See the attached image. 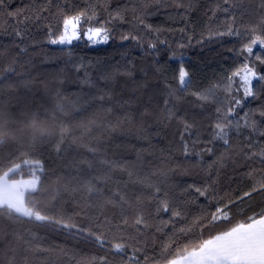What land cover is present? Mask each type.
<instances>
[{"label": "snow or ice", "instance_id": "1", "mask_svg": "<svg viewBox=\"0 0 264 264\" xmlns=\"http://www.w3.org/2000/svg\"><path fill=\"white\" fill-rule=\"evenodd\" d=\"M251 2L255 3L254 8L246 6ZM39 3L40 0H37L31 6L34 11L21 9L9 12L8 16L23 24H27L33 17L40 19V15L49 10L50 0H45L44 6L38 7ZM148 3L149 0H141L139 6L133 4L132 29L121 37L122 40L136 42L142 50L144 37L138 34L141 26L143 30H147L145 35L155 31V41L166 43L165 40H160L159 29H153L151 24L145 23L150 14L146 7ZM155 3L159 6L162 0H155ZM3 4L4 0H0V5ZM173 4L177 9H184L183 13L178 12L177 15L187 19L191 3L185 7L183 0H173ZM97 7L98 5H90L75 14L59 12L60 24L56 31L51 26L48 28V42L53 45H70L73 40L86 36L93 43H107L111 36L108 25L125 22L126 13L124 9L117 8L108 13L107 20L101 22ZM209 11L211 15L206 25L209 38L229 36L246 41L238 51L232 50L237 51L238 56L248 54L244 57L242 67L233 71L225 81L217 82L204 90L190 91L193 82L189 72L181 65L176 78L178 87L165 81L158 97L155 93L149 96L147 103L151 104L155 98L158 111H150L147 106L136 110L145 121L148 117L158 116L159 123L165 127L176 124L173 135L179 139L173 143L178 145L185 159L194 157L196 166L205 170L204 183L182 184L175 181L173 178L176 169L164 167L173 158L171 151L167 157L159 159L161 167H155L151 159L154 155V147L150 144L151 133L146 127L141 131L149 140V147L137 151L134 162L123 158H109L97 147L89 145L88 153L91 158L86 156L74 162L66 172L56 177L51 201L42 207L39 197L48 192L44 187L42 160L31 158V153L10 152L6 157L9 161L21 156L28 158H23L21 163L0 175V217L13 225L39 222L38 226H57L61 230H67L69 234L78 235L81 241L95 247L96 251L89 253L81 249L69 255L68 249L44 247L40 238L30 230L25 233L19 228H13L11 232L0 230V264H32V258L43 254H47L48 264H139L138 256H128L127 259L125 257L129 251L141 253L149 245V236L154 250L159 248L152 258V264H264V209L254 211L244 222L208 239L199 240L192 245L191 250L185 247L179 259L169 258L173 246L179 243L181 237L194 235L191 226H181L187 224L191 215L189 206L197 204L198 197L208 198L209 206H213L209 190L216 181L212 174L224 166L226 159L243 157L244 166L248 169L243 175L251 181V188L239 197L241 201L244 198L251 199L253 194L264 195V143H257L256 140L257 136L264 137V125L261 123L264 121V103L256 109L244 111L242 115L239 112L245 100H256L260 97V91L253 85V80L259 81L264 87V73L257 71L249 59L253 55L254 46L259 45L264 49V0H216L215 7ZM218 13H224L225 18L220 20ZM21 16L23 20H20ZM85 24L88 27L83 30ZM180 31L183 33L185 29ZM14 35L22 40L25 32L16 30ZM192 39V36L188 37L189 44ZM155 41L148 43L147 49L155 50ZM180 46L185 45L181 43ZM20 51L22 53L25 49ZM256 59L264 65V57L257 56ZM75 71L78 74L83 71L80 79L83 85L89 90H97L88 101L89 106L99 101L101 108L107 107L109 114L113 112L105 103L113 98V89L109 85L115 84L119 76H132V70L127 68L123 71L117 69L115 72L100 70L99 76L95 78L83 65H77ZM15 73L16 69L12 66L0 71V85ZM58 83L62 86L65 80L61 79ZM148 87L147 81L138 85V88ZM218 91L225 93L223 101L217 95ZM241 91L242 96L239 95ZM185 93L194 97L203 111L197 113L182 107L185 103H193L187 100ZM55 97V109L65 111V97L60 91L55 92ZM209 105L214 109V115L208 118L207 126L202 127L197 117L203 115ZM119 106L125 109L122 122L134 123L136 116L131 102H120ZM93 123L82 122L85 131H81L78 137L73 136L70 127L63 125L55 145L57 153L70 136L74 143H83V137L89 134ZM244 130H247V135H243ZM159 134L157 131L156 135ZM239 137H242L240 142L234 144V138ZM218 144L222 147L220 156L205 163L204 156H215ZM35 146L34 143L31 148L34 149ZM25 168L28 169L29 179L12 178L17 173L23 174ZM229 203L235 202L230 200ZM63 204H73L79 211L66 215ZM77 219L83 222L78 223ZM219 221H230L228 204L215 206V211H209L208 215L197 218L193 225H215ZM165 238L168 242H165ZM148 259L145 255V260Z\"/></svg>", "mask_w": 264, "mask_h": 264}, {"label": "trees", "instance_id": "2", "mask_svg": "<svg viewBox=\"0 0 264 264\" xmlns=\"http://www.w3.org/2000/svg\"><path fill=\"white\" fill-rule=\"evenodd\" d=\"M183 2L185 7L189 3L192 5L187 13V19L177 15L178 12L183 13L184 9H177L173 0H162L159 6L156 5L155 0H149L146 7L150 14L145 23L151 24L153 29H159V38L166 43L160 44L155 41L157 35L155 31L145 35L147 30H143L141 26L138 34L144 37L142 50L136 42L121 39L132 29L133 4L139 6L141 0H132V3H129V0H50L49 10L43 12L40 19L33 17L27 24L11 19L8 13L31 9L37 0H4V4L0 5V71L12 66L16 69V73L0 85V175L10 167L21 163L23 158H28L21 156L19 159L9 161L6 157L10 152L31 153L33 154L31 158H40L44 166V187L48 189L47 193L39 197L43 207L51 201L52 190L56 187V177L66 172L74 162L86 156L91 158V154L88 153L89 145L97 147L109 158H123L134 162L136 152L149 147V140L141 131L147 127L151 133L150 144L154 147V155L151 157L154 166L161 167L159 159L167 157L171 151L173 158L168 160L164 167L176 169L173 179L182 184L193 182L203 184L205 170L196 166L194 157L185 159L178 145L173 143L179 139L178 136L173 135L176 124L172 123L165 127L159 123L158 116L148 117L145 121L136 110H142L147 106L150 111H158L156 99L148 104V98L154 93L158 97L165 81L178 87L176 78L181 65L189 72L193 82L190 91L204 90L217 82L225 81L233 71L242 67L244 57L248 54L237 55V51L246 42L237 37L209 38L206 25L211 15L209 9L215 7L216 0H183ZM44 5L45 0H40L37 4L38 7ZM90 5H98L97 12L101 22L108 19L110 11L117 8L125 10V22L108 25L111 36L107 43L93 45L83 36L79 40H73L70 45L59 46L48 42V28L51 26L53 31H56L60 24L59 12L75 14ZM246 6L254 8L256 5L251 2ZM218 18L223 20L225 14L218 13ZM20 20H23V16ZM87 27L88 25L85 24L83 30ZM180 29H185V32L182 33ZM16 30L25 32L22 40L14 35ZM189 36L193 37L190 44ZM154 41L157 48L147 49V44ZM181 43L185 46L181 47ZM20 49L25 51L21 53ZM233 49L237 51H232ZM257 56L264 57V49L259 45L254 46L253 55L249 59L256 66L257 71L264 73V65L259 63ZM77 65H83L93 78L99 76L100 70L108 72H115L117 69L123 71L126 68L132 70V76H119L115 84L109 85L113 89V98L105 103L113 109L111 114L108 113L107 107L101 108L99 101L89 106L88 101L97 90H89L80 82L83 71L78 74L75 71ZM61 79L65 80L62 86L58 83ZM145 81L149 87L138 88V85ZM253 85L260 91V97L256 100L251 98L245 100L243 107L239 109L241 115L244 111L256 109L264 103V87L256 80H253ZM56 91H60L65 97L63 112L55 109ZM184 95L193 103H185L182 107L197 113L203 111L194 97L186 93ZM217 95L222 101L224 100V92L218 91ZM239 95H243L242 91ZM124 101L131 102L136 116L134 123L122 122L125 109L121 108L119 103ZM212 115L214 109L209 105L208 110L197 117L198 122L202 127H206L208 118ZM89 121L94 123L89 134L83 137V143H74L70 136L57 153L55 145L60 128L67 125L73 130V136L78 137L81 131H85L82 122L87 124ZM261 123L264 125V121ZM157 131L160 133L159 136L156 135ZM247 134V130H244L243 135ZM241 139L242 137L234 138L233 143L238 144ZM256 140L257 143H264V137L257 136ZM34 143L36 146L32 149ZM221 151L222 147L218 144L215 156L205 155L204 162L210 163L217 159ZM244 165L243 157L236 156L226 159L224 166L212 174V178L216 181L209 190L213 206H209V199L206 197H198L197 204L189 206L191 215L187 219V224L181 226H191L194 235L181 237L179 243L173 246L170 259L179 258L185 247L191 250L192 245L199 240L208 239L220 231L244 222L247 216L253 215L254 211L259 212L264 209V195L253 194L251 199L244 198L243 201L239 199L251 188V181L243 175L248 171ZM12 178H30L28 169L25 168L23 174L17 173ZM230 200L235 203H229ZM224 204L229 205L230 221H219L215 225L206 223L200 227L193 225L194 220L208 215L209 211H215V206L222 207ZM63 209L66 215H73L79 211L73 204H63ZM208 219L210 221V216ZM77 222L83 221L77 219ZM38 224L39 222L13 225L0 217V230L11 232L13 228H19L25 233L30 230L33 235L40 238L41 244L46 248L68 249L69 255L81 249L89 253L96 251L95 247H90L85 241H81L78 235L69 234L67 230H61L57 226H38ZM148 240L149 245L145 246L141 253L129 251L125 259L136 255L139 264H152V258L159 248L154 250L151 236ZM165 242H168L167 238ZM145 255L148 260H145ZM46 256L47 254H43L32 258V264H48Z\"/></svg>", "mask_w": 264, "mask_h": 264}, {"label": "rangeland", "instance_id": "3", "mask_svg": "<svg viewBox=\"0 0 264 264\" xmlns=\"http://www.w3.org/2000/svg\"><path fill=\"white\" fill-rule=\"evenodd\" d=\"M87 29V28H86ZM86 29H84V30H86ZM85 39H87L88 40V38L86 37V36H83ZM90 41V40H89ZM90 43L91 44H93V45H97V44H103L102 42L101 43H93L92 41H90ZM59 46H63V45H59ZM29 179V178H28ZM25 180H27V179H25Z\"/></svg>", "mask_w": 264, "mask_h": 264}, {"label": "crops", "instance_id": "4", "mask_svg": "<svg viewBox=\"0 0 264 264\" xmlns=\"http://www.w3.org/2000/svg\"><path fill=\"white\" fill-rule=\"evenodd\" d=\"M180 258V257H179ZM179 258H177V259H179Z\"/></svg>", "mask_w": 264, "mask_h": 264}]
</instances>
